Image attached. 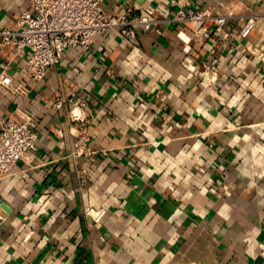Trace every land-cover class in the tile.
Listing matches in <instances>:
<instances>
[{"label": "crops", "instance_id": "crops-1", "mask_svg": "<svg viewBox=\"0 0 264 264\" xmlns=\"http://www.w3.org/2000/svg\"><path fill=\"white\" fill-rule=\"evenodd\" d=\"M100 1L154 22L138 47L98 35L41 82L0 48V79L29 92L0 84V120L38 135L0 181V264H264V0ZM181 10L228 23L176 24ZM27 12L0 0V26Z\"/></svg>", "mask_w": 264, "mask_h": 264}, {"label": "built area", "instance_id": "built-area-1", "mask_svg": "<svg viewBox=\"0 0 264 264\" xmlns=\"http://www.w3.org/2000/svg\"><path fill=\"white\" fill-rule=\"evenodd\" d=\"M32 12L23 13L17 22L16 30L0 26V48L14 46L17 54L26 55L24 70L36 82H41L50 68L60 64L65 53L74 49L88 53L98 35L117 31L132 47L139 46L137 29L145 32L153 28L154 22L147 16L132 17L130 13L116 16L101 9L100 0H30ZM213 23L221 31L228 18L212 17L209 12L188 13L179 11L173 22L176 24ZM254 21H248L245 32L252 28ZM206 31L204 30V33ZM205 36L208 35L205 33ZM212 74L216 73L211 68ZM0 84L16 95H28L23 86H14L12 78L2 76ZM62 102L58 106H62ZM80 107L86 106L84 103ZM77 151L85 152L89 136L84 126ZM38 135L31 129L30 121L17 122L13 119L0 120V181L10 177L16 166L29 160L37 150ZM105 211L98 212L94 218L98 222Z\"/></svg>", "mask_w": 264, "mask_h": 264}]
</instances>
